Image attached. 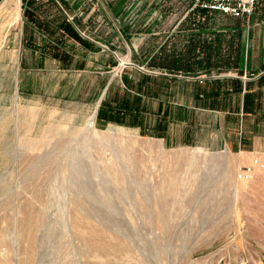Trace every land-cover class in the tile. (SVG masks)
Masks as SVG:
<instances>
[{"label": "rangeland", "instance_id": "374dc122", "mask_svg": "<svg viewBox=\"0 0 264 264\" xmlns=\"http://www.w3.org/2000/svg\"><path fill=\"white\" fill-rule=\"evenodd\" d=\"M118 3L124 13L99 22L122 24L128 34L163 30L147 38L152 44L196 7L192 0ZM56 7L65 17L61 25L73 21ZM22 8L39 23L27 5ZM8 10L7 22L0 20V264H264V170L254 169L247 182L235 177L256 151L165 145L150 135L161 133L158 127L99 128L94 120L90 127V111L40 105L17 93L15 41L3 45L21 19L14 4ZM194 18V25L207 28L232 23L221 15ZM103 49L106 63L115 59L109 69L116 76L150 72L143 47L140 62L126 46L106 41ZM25 83L31 92L32 81ZM40 87L54 92L57 81L40 78ZM177 130L167 129L174 138ZM89 239H99L102 248H92Z\"/></svg>", "mask_w": 264, "mask_h": 264}, {"label": "crops", "instance_id": "0c3cea01", "mask_svg": "<svg viewBox=\"0 0 264 264\" xmlns=\"http://www.w3.org/2000/svg\"><path fill=\"white\" fill-rule=\"evenodd\" d=\"M118 1L0 0V20L7 22L11 4L21 19L14 38L8 30L3 45L5 50L15 41L11 63L16 64V92L31 95L40 105L54 102L90 111L99 128H161V133L150 135L165 145L232 153L264 151V2L258 0L253 13L242 19L215 10L189 9L176 31L166 29L163 39L152 44L147 38L163 30L151 27L128 34L122 24L99 22L106 15L124 13ZM26 5L39 23L24 17ZM56 5L63 6L73 21L61 25L65 17ZM218 15L232 23L194 25V17ZM173 34L176 40H166ZM106 41L128 47L126 51L138 62L144 50L143 63L150 72L111 73L115 59L110 56L106 63ZM201 43L205 44L202 50ZM44 77L55 78L54 92L36 88ZM26 80L33 83L31 92ZM81 111L73 114L83 116ZM174 127L176 138L167 131Z\"/></svg>", "mask_w": 264, "mask_h": 264}, {"label": "built area", "instance_id": "2783aa9c", "mask_svg": "<svg viewBox=\"0 0 264 264\" xmlns=\"http://www.w3.org/2000/svg\"><path fill=\"white\" fill-rule=\"evenodd\" d=\"M258 0H192L202 9L219 11L234 18H248L254 11ZM254 169L264 170V151L253 153L250 164L238 166L235 177L247 182L252 178Z\"/></svg>", "mask_w": 264, "mask_h": 264}, {"label": "bare ground", "instance_id": "6f19581e", "mask_svg": "<svg viewBox=\"0 0 264 264\" xmlns=\"http://www.w3.org/2000/svg\"><path fill=\"white\" fill-rule=\"evenodd\" d=\"M88 126H90V127H93V118H90V121H89V123H88ZM94 128H95V126H94ZM120 180V179H119ZM162 199L164 198V197H161ZM164 221V220H163ZM101 232V231H100ZM95 233L97 234H99V231L97 232V231H95ZM105 236V235H104ZM100 238V237H99ZM90 240V241H89ZM88 241H89V244H90V246L92 247V248H95V249H100V248H102V244H101V242H100V240L98 239V241H95V239H89ZM98 242H100V243H98Z\"/></svg>", "mask_w": 264, "mask_h": 264}, {"label": "trees", "instance_id": "16d2710c", "mask_svg": "<svg viewBox=\"0 0 264 264\" xmlns=\"http://www.w3.org/2000/svg\"><path fill=\"white\" fill-rule=\"evenodd\" d=\"M195 8H199V7L196 6Z\"/></svg>", "mask_w": 264, "mask_h": 264}]
</instances>
